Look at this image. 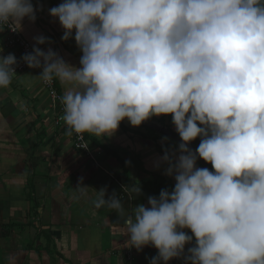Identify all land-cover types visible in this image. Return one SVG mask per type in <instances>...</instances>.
Returning a JSON list of instances; mask_svg holds the SVG:
<instances>
[{"label": "clouds", "instance_id": "1", "mask_svg": "<svg viewBox=\"0 0 264 264\" xmlns=\"http://www.w3.org/2000/svg\"><path fill=\"white\" fill-rule=\"evenodd\" d=\"M42 10L32 0H0V28L22 31ZM48 12L61 39L74 38L80 66L38 47L51 43L43 35L20 59L66 86L69 134L110 137L124 120L138 127L170 115L180 137L156 164L175 185L148 206L126 216L122 197L97 191L93 203L120 217L125 247L154 246L149 264H264V0H63ZM17 64L14 54L0 55V89ZM77 188L89 187L81 178Z\"/></svg>", "mask_w": 264, "mask_h": 264}, {"label": "crops", "instance_id": "2", "mask_svg": "<svg viewBox=\"0 0 264 264\" xmlns=\"http://www.w3.org/2000/svg\"><path fill=\"white\" fill-rule=\"evenodd\" d=\"M62 2L32 0L43 10L34 23L25 18L19 33L32 48L34 37L49 38L50 44L38 47H51L79 67L82 53L74 38L63 41L64 30L48 12ZM4 39L0 34L3 56ZM39 75L34 70L12 76L9 87L0 89V264H149L158 250L125 247L127 238L117 226L120 217L107 207L96 208L93 201L106 188V199L113 192L122 197L127 216L140 204L148 206L149 196L158 197L157 186L173 189L175 180L164 174L166 165L158 169L156 164L163 148L178 144L145 126L162 124L176 133L171 116L152 117L138 127L124 120L110 137L84 133L91 159L74 148L68 127L55 124L57 110ZM54 80L63 97L66 86ZM199 143L197 138L192 146L196 149ZM81 178L89 187L86 192L77 188ZM132 185L142 189L136 198ZM169 264L184 260L173 258Z\"/></svg>", "mask_w": 264, "mask_h": 264}, {"label": "built area", "instance_id": "3", "mask_svg": "<svg viewBox=\"0 0 264 264\" xmlns=\"http://www.w3.org/2000/svg\"><path fill=\"white\" fill-rule=\"evenodd\" d=\"M0 30H3L0 28ZM0 34H3L4 39V56H7L9 53H12L17 58L18 64L15 66L16 74L13 76L25 73L27 71L39 70L40 73L42 69H30L27 65L20 59L23 54L30 53L32 51L31 45L25 41L19 32H13L5 28L3 31H0ZM41 87L47 92L50 102L54 107H56L57 113L55 115V124L68 127L64 122V105L62 103V97L56 89L55 80L51 82H45L40 79ZM71 138L73 141V146L76 150L84 153L87 157L93 159L92 154L89 151V147L85 140L84 133L77 134L75 132L71 133Z\"/></svg>", "mask_w": 264, "mask_h": 264}, {"label": "water", "instance_id": "4", "mask_svg": "<svg viewBox=\"0 0 264 264\" xmlns=\"http://www.w3.org/2000/svg\"><path fill=\"white\" fill-rule=\"evenodd\" d=\"M145 126L147 129L153 130L157 135H159L163 138L167 137L169 140H172V141L176 142L177 144H179L181 142L179 135H177L172 130L168 129L167 127H165L162 124H152V125H145ZM190 147L192 148L193 151H195V149L191 145H190ZM198 165L200 167H206L209 170H211L209 168V166L207 165V163L202 159H198Z\"/></svg>", "mask_w": 264, "mask_h": 264}, {"label": "trees", "instance_id": "5", "mask_svg": "<svg viewBox=\"0 0 264 264\" xmlns=\"http://www.w3.org/2000/svg\"><path fill=\"white\" fill-rule=\"evenodd\" d=\"M193 143V142H192ZM192 143H191V146H192ZM193 147V146H192ZM194 148V147H193ZM195 149V148H194ZM207 163V162H206ZM207 165H208V163H207ZM209 166V165H208ZM210 168V167H209ZM122 174H123V176H124V178L127 180L128 179V177H129V174H128V172H127V170L124 168L123 169V172H122ZM125 182V181H124ZM162 189H161V186H157V188H156V191L157 192H159V191H161Z\"/></svg>", "mask_w": 264, "mask_h": 264}, {"label": "rangeland", "instance_id": "6", "mask_svg": "<svg viewBox=\"0 0 264 264\" xmlns=\"http://www.w3.org/2000/svg\"><path fill=\"white\" fill-rule=\"evenodd\" d=\"M175 133V132H174ZM177 134V133H176ZM178 135V134H177ZM169 140V139H168ZM170 141H172V140H170ZM172 142H174V141H172ZM174 143H176V142H174ZM177 144V143H176Z\"/></svg>", "mask_w": 264, "mask_h": 264}]
</instances>
